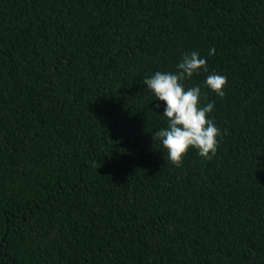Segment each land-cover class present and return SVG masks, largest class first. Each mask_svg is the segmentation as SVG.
Instances as JSON below:
<instances>
[{
	"label": "trees",
	"instance_id": "obj_1",
	"mask_svg": "<svg viewBox=\"0 0 264 264\" xmlns=\"http://www.w3.org/2000/svg\"><path fill=\"white\" fill-rule=\"evenodd\" d=\"M189 51L219 143L176 166L142 82ZM0 264H264V0H0Z\"/></svg>",
	"mask_w": 264,
	"mask_h": 264
},
{
	"label": "clouds",
	"instance_id": "obj_2",
	"mask_svg": "<svg viewBox=\"0 0 264 264\" xmlns=\"http://www.w3.org/2000/svg\"><path fill=\"white\" fill-rule=\"evenodd\" d=\"M213 51L209 49V54ZM175 69L155 71L144 77L142 83L157 100L163 102L161 115L166 118V126L158 128L153 136L166 149L168 160L179 166L189 149H195L199 156L211 159L219 143V129L208 116L214 104L201 102V87L185 86L194 74L208 71L205 58L196 51L182 53ZM204 85L216 96L223 97L226 77L209 72ZM155 107L161 105L156 104Z\"/></svg>",
	"mask_w": 264,
	"mask_h": 264
}]
</instances>
